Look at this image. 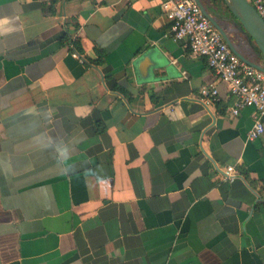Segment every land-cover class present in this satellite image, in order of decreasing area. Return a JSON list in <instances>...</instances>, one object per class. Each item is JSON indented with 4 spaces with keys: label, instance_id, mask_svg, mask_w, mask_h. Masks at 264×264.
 Returning a JSON list of instances; mask_svg holds the SVG:
<instances>
[{
    "label": "crops",
    "instance_id": "obj_1",
    "mask_svg": "<svg viewBox=\"0 0 264 264\" xmlns=\"http://www.w3.org/2000/svg\"><path fill=\"white\" fill-rule=\"evenodd\" d=\"M162 1L0 0V264H264L255 109L231 112L207 59L169 36Z\"/></svg>",
    "mask_w": 264,
    "mask_h": 264
},
{
    "label": "built area",
    "instance_id": "obj_2",
    "mask_svg": "<svg viewBox=\"0 0 264 264\" xmlns=\"http://www.w3.org/2000/svg\"><path fill=\"white\" fill-rule=\"evenodd\" d=\"M264 19V0H248ZM162 10L171 22L169 36L176 42H184L194 56H204L217 78L227 84L233 96L230 107L234 115L247 107L255 109L254 123L248 132V140L264 133V70L248 64L233 51L220 30L213 24L196 0H163ZM72 55L80 62L85 56L70 45ZM200 100L208 107L219 98L216 81L206 82L200 90ZM170 114L177 105L164 106ZM218 174L229 179L237 173L234 165L217 166Z\"/></svg>",
    "mask_w": 264,
    "mask_h": 264
},
{
    "label": "water",
    "instance_id": "obj_3",
    "mask_svg": "<svg viewBox=\"0 0 264 264\" xmlns=\"http://www.w3.org/2000/svg\"><path fill=\"white\" fill-rule=\"evenodd\" d=\"M196 1L200 4L201 8L208 15L213 24L223 34L233 51L248 64L264 70V19L256 8L248 0H225V4L232 16L231 19H233V25L238 28L240 32L246 34L259 49V53L261 54V58L258 59L259 61H250L236 48L224 28L207 10L203 2L201 0Z\"/></svg>",
    "mask_w": 264,
    "mask_h": 264
},
{
    "label": "trees",
    "instance_id": "obj_4",
    "mask_svg": "<svg viewBox=\"0 0 264 264\" xmlns=\"http://www.w3.org/2000/svg\"><path fill=\"white\" fill-rule=\"evenodd\" d=\"M211 3H212V8L213 9H217V10H219V9H224L223 8V5H225V10H223V12L224 13H229L230 14V11H229V9H228V7L226 6V4H225V0H209ZM231 15V14H230ZM63 41H64V43H66V42H68V44H74V46L76 47V45L78 44V42L76 41V40H73V39H70L69 40V38L67 37V36H65L64 37V39H63ZM76 49L77 50H79L78 49V47H76ZM254 49L258 52L259 51V49H258V47L254 44ZM80 51V50H79ZM120 91H122L123 89H121V88H118ZM123 92L124 93H126V91H124L123 90Z\"/></svg>",
    "mask_w": 264,
    "mask_h": 264
},
{
    "label": "rangeland",
    "instance_id": "obj_5",
    "mask_svg": "<svg viewBox=\"0 0 264 264\" xmlns=\"http://www.w3.org/2000/svg\"><path fill=\"white\" fill-rule=\"evenodd\" d=\"M223 10H225V5H223ZM224 15L228 16L229 18H231L232 16L229 14V13H224ZM232 22H233V19H232ZM234 26V25H233ZM235 27V26H234ZM236 28V27H235ZM238 29V28H237Z\"/></svg>",
    "mask_w": 264,
    "mask_h": 264
}]
</instances>
